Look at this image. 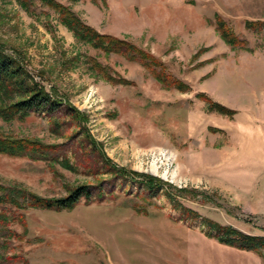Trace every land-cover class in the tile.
<instances>
[{"label":"rangeland","instance_id":"obj_1","mask_svg":"<svg viewBox=\"0 0 264 264\" xmlns=\"http://www.w3.org/2000/svg\"><path fill=\"white\" fill-rule=\"evenodd\" d=\"M31 1L30 16L17 0H0V46L19 52L30 84L54 89L65 103L0 118V135L56 146L37 160L0 155V184L53 200L88 185L93 196L70 210L3 206L25 221L11 253L28 264H190L218 248L205 236L208 223L264 237V30L245 29L264 22V0H55L99 34L151 53L182 91L76 41L53 11ZM216 16L251 51L227 46ZM86 57L108 67L113 81L88 70ZM122 172L165 185L149 190ZM177 205L199 218L184 220ZM10 229L24 232L17 221Z\"/></svg>","mask_w":264,"mask_h":264},{"label":"trees","instance_id":"obj_2","mask_svg":"<svg viewBox=\"0 0 264 264\" xmlns=\"http://www.w3.org/2000/svg\"><path fill=\"white\" fill-rule=\"evenodd\" d=\"M37 1L57 15L59 23L72 34L76 41L86 44L105 55L114 54L128 61L136 62L165 89H177L179 91L185 89V85L168 74L163 63L151 53L125 39L99 34L84 24L69 7L55 0ZM17 3L28 15L34 14L31 0H17ZM188 3H192V1L190 0ZM214 24L216 32L227 46L232 49L251 51L247 48V43L238 38L219 17H215ZM245 29L252 32H262L264 30V22H247L245 23ZM71 61L78 62L79 58H72ZM84 63L88 70L103 80L113 81L114 78L111 76L109 68L101 65L96 58L86 57ZM28 79L29 75L22 66L19 52L13 50V54H8L0 46V118L4 121L8 122L17 117L24 118L35 112L50 113L64 105L63 98L54 89L46 91L41 86L30 84ZM116 83L127 85V82L123 80H116ZM209 110L227 117L234 115L232 111L215 103H209ZM72 112L77 113L75 110ZM55 149L56 146L45 145L36 140L0 135V155L9 157L28 156L37 160L45 157L46 151L54 152ZM109 169L116 174L112 167ZM122 175L124 179H131L132 176L140 179L142 182H139L138 185H144L149 190H158L165 185L160 179L146 174L122 172ZM92 189V186L81 185L71 191L66 197L53 200L38 197L21 188L4 187L0 184V207H2L0 209V264H28L27 259L21 254L11 253L14 250L12 241L25 238L24 218L22 214L9 216L3 206L8 205L19 210L27 208L53 211L70 210L75 207L81 198L90 201L93 196ZM103 197L104 195L99 188L96 198L102 199ZM174 209L179 211L180 217L184 220H196L199 218L197 213L181 205L175 206ZM15 221L23 227V234H17L10 229V224ZM207 225L211 229L205 235L208 238H213L225 246L263 256L264 237L244 235L231 227H221L213 223H208ZM212 232L214 233L212 234Z\"/></svg>","mask_w":264,"mask_h":264},{"label":"crops","instance_id":"obj_3","mask_svg":"<svg viewBox=\"0 0 264 264\" xmlns=\"http://www.w3.org/2000/svg\"><path fill=\"white\" fill-rule=\"evenodd\" d=\"M215 244L218 247L216 251L203 250V254L200 253L191 258L190 264H264L263 256L225 246L218 242Z\"/></svg>","mask_w":264,"mask_h":264},{"label":"bare ground","instance_id":"obj_4","mask_svg":"<svg viewBox=\"0 0 264 264\" xmlns=\"http://www.w3.org/2000/svg\"><path fill=\"white\" fill-rule=\"evenodd\" d=\"M153 171L155 172L154 168H153Z\"/></svg>","mask_w":264,"mask_h":264}]
</instances>
